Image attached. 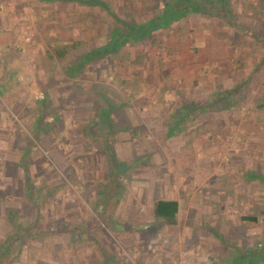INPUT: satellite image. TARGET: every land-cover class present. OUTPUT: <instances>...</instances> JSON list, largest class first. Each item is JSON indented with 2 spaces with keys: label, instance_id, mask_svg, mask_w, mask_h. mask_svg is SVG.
<instances>
[{
  "label": "rangeland",
  "instance_id": "1",
  "mask_svg": "<svg viewBox=\"0 0 264 264\" xmlns=\"http://www.w3.org/2000/svg\"><path fill=\"white\" fill-rule=\"evenodd\" d=\"M112 2L115 4L117 12H121L119 8H121L123 2L121 0H113ZM4 9L2 10L0 5V16L4 14ZM211 10L214 13L218 12L216 6L214 7L213 5ZM19 13L18 8L14 9V11L11 9L5 12L10 19L8 20L9 26L14 27V30L17 31L15 32L17 36L16 43L21 41L38 42L41 33L35 32L33 22ZM238 17L239 24L242 22L245 24L246 27H243L245 30L240 31V27H235L240 32L234 35L233 27H231V34L229 35L233 36V38H225L222 41V48L201 50L198 44H191L193 35L196 34L194 32L196 28H198V33L201 32L203 36H207L203 43L206 40L213 39L210 34H206L203 31L204 28L202 26L201 28L198 27L199 23L210 24V17L206 14L200 17H192L194 25L192 24L193 26L191 25L190 28L193 31H187L182 37L180 31L185 29L179 30L175 28L176 33L174 34L159 30L148 37L147 40L129 45L128 52L137 61L135 63L133 60V63L138 65L141 59L148 57V53L145 51L146 46L164 37L163 40L166 47L163 45V54L158 53V58L161 60L165 59L167 64H170V58L167 54L173 52V58L181 59L183 57L185 58L184 63L187 59L193 63L192 67L188 66L185 71L188 78L184 75L183 83L176 82L175 84L174 80H166L167 72L158 73L154 72V70H148L147 73L146 69V73L143 76L142 72H144V69H138V66L137 69H133L137 76L131 78L128 75L132 69H126V66L120 64L112 67L109 59L105 58V61L102 60L99 63V66L102 67L100 68L101 73H99L109 77L107 83L99 86L94 85L95 82L92 83L91 79L98 72L95 68L87 71L88 75L91 74V77H86L85 81L86 83L91 82L89 89L92 94L90 104L84 103L85 99L83 95H80L83 90L78 84L71 92H65L62 89L58 90V92L56 91L57 100L54 99V104L58 107L56 108L58 111L55 112V116L60 115L61 120L65 117L67 122L62 125L58 121L55 122L53 128L45 129L44 135L48 134L46 138L33 137L28 122L27 124L22 123L27 116L36 117V101L40 98L38 95L41 94V86L38 89L37 82H35V87L33 88V90L37 89V93H29L31 99L28 96V104H23L24 106H29L26 109L21 108L18 103L20 99L15 96V91L21 88H14L12 96L8 98L4 97L3 94L0 95L3 102L5 101L8 108L11 109L10 114L7 112L2 113V116L6 117L7 127L2 126L5 121L0 127V133L11 134L10 140L0 141V173L5 171L10 174L3 180L0 177V197L10 196L0 202V205L2 203V208L0 209L2 210L0 212V240L7 234L9 227L5 225L2 219L6 209L17 210L19 212L17 221L21 222L22 218L26 226L35 223L36 217L39 218L37 231L45 236L41 240L29 241L28 244L22 246L12 264H102L103 258L99 248L106 250L112 256L110 259L111 264H117V262L119 264H146L153 259L151 256L167 251L169 254L167 257H170L165 264H221L224 259L228 260L230 255L234 253L236 246L244 245L245 247L246 245L249 246L262 241L264 236V218L260 219L258 226L245 225L241 228L239 225L242 214H250L253 211V205L261 201L264 202V185L257 181L249 182L244 177V173L254 169L253 167L256 163L255 170L260 169L261 172H264L263 134H260L254 127L255 131L253 132V129L250 130L249 135L251 136L250 138L248 136V140H246L244 136H247V134L243 133V127L249 124L247 123L248 121L254 122V117L256 116L253 113L255 109V103L253 102L255 97L253 95L249 96L247 100L238 99V102H236V106L244 103L245 107L249 109L244 108L240 111L233 109V111L221 112L216 115V118L211 117L210 114H202L199 121L210 120V126L198 130L200 131L199 134L202 131L204 134L207 132L211 133V124H213L214 128L217 120L220 121L219 124L222 127L218 130L220 135L219 139H216L218 140L217 143L210 142L209 139L212 138L207 135V137H204V142L195 147L200 152L194 154L193 158L197 157L199 160H192L191 158L190 160L181 161L177 158L165 162L166 157L163 154L170 149V145L163 141L164 145L169 146L168 150L162 154L158 152V149L163 150V145L158 142L159 147H157L155 143L160 132L163 136L165 132L163 129L145 130L144 134L139 137L131 138L130 132L121 133L123 135L118 134L115 131L117 125L113 126L114 128H108L107 125L102 126V124L94 126V121L90 118H95L98 115H95L96 108L104 107L100 93L104 94L106 92V97L114 102L113 108L120 109L124 105H126L125 108L137 106L139 108L143 105V102L145 104L142 112L148 106L147 100H149V97L146 96L152 94L159 84L160 86H166L163 89L164 94L166 92L169 93V96L165 98V102H162V105L163 103L166 105V109L168 106L170 107L172 95L174 94L175 96V92L177 93L174 102L175 106H182L194 101L197 98V91L200 92L202 90L197 80L196 84L194 83L195 78L202 79L214 76L213 71L215 68L211 62H215L217 60L216 57L222 56L226 58L227 64L225 66L227 65L229 69L231 68L230 70H234L240 66L237 63V57L241 54V49H243L241 46L244 43L247 44L249 42L248 44L256 48L257 44L264 47V31L262 32L263 37L261 35L258 36L259 32L257 33L255 30H258L257 28L259 27L253 28L255 23L251 25L250 20L245 19V16L239 15ZM24 24L26 27L21 28L20 25ZM89 24L91 23L87 22L83 26L90 27L91 25ZM186 34L188 44L184 47V51L181 52L182 48L175 51V44H179L177 42L180 39L182 43ZM70 36L71 40H84L82 32L80 35L76 30ZM237 37L239 38L236 39ZM45 38H47L46 35H44L43 39ZM89 38L90 40L88 39L89 41H87L89 45L93 43L101 46L102 42L106 40L103 37L96 38V40H92L90 36ZM235 39L237 43H235ZM230 45L233 50H231ZM124 50L123 52H125ZM247 50L249 51V48ZM247 50L246 52H248ZM24 51L21 49V56L18 52V56H16L15 52H3L0 49V73L6 72L13 76L10 81L5 82L12 85V87H14L13 82L18 77L19 72L22 75L30 76L32 74L34 76L39 71L46 75L50 68V60L46 57V50L43 55L39 54V51L36 54L32 51L29 52V50ZM262 51H264L263 48ZM166 56L167 58H165ZM112 57L114 61L119 60V55ZM4 58H9L12 62H3ZM18 58H21V62L23 60L25 63H19L16 60ZM131 59H127L125 65H129L132 62ZM37 62H39V65ZM173 73H175L174 70L171 71V76H173ZM148 74L153 76L151 75L150 78ZM154 74L159 75V79L155 78ZM126 80H136L135 83L138 86L131 87V83L130 85H125ZM131 90H133L134 94H132ZM144 96L146 99H143ZM139 97L141 98L139 99ZM47 108L52 107L47 106ZM65 108L67 109L66 112H64ZM79 108H92V112H87L88 114L85 113L83 116L78 111ZM166 109L163 110V114H160L161 116L164 115L165 117H162L165 119H167L169 114ZM111 113L112 120L116 121V111L112 109ZM123 113L126 118L130 116L128 112L123 110L121 113L122 117ZM50 115L52 114L49 113L46 116L50 117ZM89 120H92L90 124ZM125 121L123 119L122 123H125ZM42 122L45 123V118ZM91 130L92 132L95 131L93 138L88 137ZM233 130L237 134L235 139L231 138L233 137V134H231ZM28 135H31L33 139V147L29 154V164H31L29 172L35 185L39 188H44L45 186L58 187L60 190L54 197H47L43 191V196H39L41 202L39 213L32 204L28 206V199L21 192L25 185L26 174L22 170H14L15 161L7 158L8 156L15 159L21 158L28 147V141L32 140ZM0 140H2V137ZM108 147L113 152L115 150L114 155L118 161L131 165L132 170L139 169H137L138 171L131 179H128L129 177H119L122 190L121 188L117 190L121 193L120 195L124 193L123 196L128 192L125 200L128 199L129 204L131 201H134L137 205L139 204L143 208L139 213L145 214V216L148 214L146 217H149L153 201L171 197L172 192L175 193H173V196L176 197L180 186H185L188 191L181 195L185 194L183 200L190 202V213L188 208L186 211L183 210L182 218L187 224L182 223V226L178 225L176 227L155 226L157 233L154 234L151 232L132 233L129 229L130 226L126 225L124 226V230L128 231L126 233L123 232L124 230L120 231L117 228L116 222L119 219H112L114 224L101 219V214L99 213L101 204H105L108 207L106 212L110 211L115 218L119 217L116 216L118 212H115L117 211L115 209L117 207V190L113 191V186L109 185V179L112 176V159L107 150ZM189 157L192 156L189 155ZM253 158L255 161H253ZM147 164L149 167H145ZM195 167H197V170L192 169ZM181 173L184 175H181ZM3 185H6L7 188L5 187L4 189ZM148 186H154L153 193L148 192ZM244 201L246 203H243ZM183 204L186 205L185 202ZM190 219L195 222L191 224L192 226L189 225ZM197 222H199V226L195 225ZM203 223L205 224L203 225ZM200 226L201 228H199ZM205 226L218 230L217 233L221 239L223 238L225 245L216 243L213 239V237H216ZM189 227H191L190 230ZM12 228L10 226L9 234L16 232ZM193 232V236L198 239V241H195L196 243L191 239V233ZM29 245L33 249L30 250ZM181 247L184 250L180 255ZM202 247H205V249L201 250L200 254L199 252L194 253L195 255L193 254V250H200ZM157 258L158 263L163 264V256L160 255ZM219 259H221L220 263H218Z\"/></svg>",
  "mask_w": 264,
  "mask_h": 264
},
{
  "label": "crops",
  "instance_id": "2",
  "mask_svg": "<svg viewBox=\"0 0 264 264\" xmlns=\"http://www.w3.org/2000/svg\"><path fill=\"white\" fill-rule=\"evenodd\" d=\"M32 1L34 0H0V5H1L2 10L3 8H5L3 12L4 14L0 16V49L3 52L12 51L16 53V56H18V53L21 56V49H23V51L29 50V52L32 51L35 54L36 52L39 51V54L43 55V53H45V50L47 51L49 50V48L64 47L72 43L73 42L72 40L74 39L71 40L70 35L74 33L75 30L78 33H80V35L82 32L84 41L87 42L90 40L89 36L91 37L90 30L92 29V26L90 27L83 26V24L87 22L86 20L82 19L88 13V10H87L88 8L86 6L74 0L70 2L69 0H35L36 2H32ZM149 1L153 2V0H149ZM212 1H214L213 6L214 7L216 6V8L218 9V12L217 13L213 12L211 16L206 14L210 17V20H211L210 24H207V23L200 24L199 23L198 27L201 28L202 26V28H204L203 31H205L206 34H210V37L213 39L206 40V42L204 41L203 43V40L206 39L207 36H203V33L201 32L198 33V28H196L194 30L196 34L193 35L191 44H198L201 50L202 49L210 50V48L213 49V48H220V47L222 48L223 47L222 41L225 38H229V39L233 38V36L229 35L231 34V29H232L231 27H233L234 35L235 33H239L240 31L245 30L243 29V27H246L245 24L243 22L239 24V17H238L239 15L243 17L245 16L246 17L245 19L250 20L251 25L255 23L254 27L253 26L252 27L254 29L259 27L257 28L259 31L258 30H255V31L257 33L259 32L258 36L260 35L262 36V32L264 31V0H212ZM121 2H123L122 4L124 5V0H121ZM128 2L129 4H126L127 6L129 5H131V7L135 6V8L138 11V14L139 15L143 14L140 0H128ZM144 3L146 5L147 3L146 0H144ZM16 8H18V12H20L19 13L20 15L25 16V18H28L33 22V27L35 29V32L41 33L40 38H39L40 40L38 42L37 41H34V42L21 41V42L16 43L17 36L15 32L17 31L14 30L15 29L14 27L9 26L10 23H8L9 22L8 20L10 19L7 17L6 15L7 13L5 14L7 10L13 9L14 11V9ZM221 10H223L224 12L222 11L223 12L222 13ZM199 15L200 16L205 15V13H202V12L191 13L187 18H184L180 22H177L171 25L170 26L171 28L169 27L170 32H167V30L165 31L167 33L174 34L176 33L175 28H178L179 30L185 29L184 31H180L181 37H182V35H184L187 31L189 32L193 31L190 28L192 24L194 25V21H192V17H195V16L200 17ZM224 15L228 19L222 18ZM237 18H238V21H237ZM20 26L21 28L26 27L25 24L20 25ZM235 27H240L239 28L240 31L238 29H235ZM85 32H86V35H85ZM44 35H46L47 38L43 39ZM186 36L187 34L184 36L182 43H181L182 40L180 39L178 40L179 42H177L179 44H175V47H174L175 51L181 50V48H182L181 52L184 51V47L188 44L187 43L188 37ZM163 38L159 39L158 41L149 43L148 46H146L145 51H147L148 57L146 59L145 58L141 59L138 65L135 64L132 66V68L131 66L126 65V69H132L131 73L128 76H131V78L133 77L135 78V76H137V73L134 72L133 69H137V66H138L139 67L138 69H144V72H142L143 76L146 73V69H147V73H148V70L149 71L154 70V72H158V73L167 72L166 80H169V81L174 80L175 84L176 82L183 83L184 75H186L185 71L188 69V66L192 67L191 65L193 63H191L189 59H187L184 63L183 61L185 60V58L183 57L181 59H177L176 57L173 58L172 57L173 52L167 54L170 58L169 59L170 64H167L165 59L161 60L160 58H158V53L163 54L162 53L163 45L166 47V44ZM238 38L239 37H237L236 39ZM236 39H235V43H237ZM51 40H53L52 44L49 45ZM107 42L108 41L106 39L105 42H102L101 46L107 44ZM248 43L249 42H247V44L244 43L241 46V48L243 49H241V52H240L241 54H239V56L237 57V63L240 65L238 66V68H235L234 70H230L231 68L229 69L227 65L225 66V64H227L226 58L219 56V57H216L217 62L216 61L211 62L215 68V70L213 69L214 76H211V77L208 76L207 78L205 77L202 79H198L197 77L196 78L194 77L195 78L194 83L196 84V80H197L198 83H200L202 90L200 92L197 91L198 93L197 98L194 101L189 102L188 104H185L182 106H175L174 102H175V96L177 94L175 92V96L174 94L172 95V102L170 103V107L168 106L166 109L165 108L166 105L163 103V105H165L163 106L162 102H165V98L169 96V93L166 92L164 94L163 89L166 86H160L159 84V86L156 87L157 89L152 94H150L149 96H146V97H149V100H147L148 102L147 108L143 109L144 112H142V108L145 104L143 102H142L143 105H141V107L139 108L138 106L125 108L126 105L122 106L120 109L113 108V110L116 111L117 113L116 121L113 120L114 126L117 125V128L115 131L120 135H123L121 133H124V132L125 133L130 132L131 138H135V137L137 138L140 135L144 134L145 130L152 131V130L163 129L165 130L163 136H162V133L160 132L158 140H156L155 143L157 147H159V144L163 145L164 147L163 150L162 149L159 150L157 148L158 152L162 154L168 150L167 148L170 145L169 147L170 149L163 154L165 155L164 157H166L165 162L169 160L172 161V159H177V158H179L181 161L190 160L191 158L192 160H199L197 157L193 158L194 154H198L200 152V150L196 149L195 147L198 145H201L204 142V139H205L204 137H207V135L211 136L212 138V139H209L210 142L217 143L218 140L216 139H219V135H220V133L217 131L222 127L219 124L220 121L217 120L214 128H213V124H211V127H212L211 133L207 132L204 134L202 131L201 134H199L200 131L198 130L200 129L202 130L203 128L210 126L209 125L210 120L208 121L200 120L199 121V118L202 116V114L204 115L210 114L211 117L213 116L216 118V115L220 114L221 112H225V111L229 112V111H233V109H238L240 111L248 107H245L244 103L240 105L237 104L236 106V102H238V99L247 100L249 96L253 95V97H255V99L253 100V102L255 103L254 104L255 109L253 110V113L256 116L254 117V122L248 121L247 123L249 124L243 127V130H244L243 133L247 134V136L245 135L244 137L246 140H248V136L249 138L251 136L249 135L250 130L253 129V132H254L255 128L260 134H263V137H264V132H263L264 131V51H262V48L264 49V47H261L259 44H257L258 46L256 48V47H253V45L248 44ZM230 47H231V50H233L231 45ZM248 48H249V51L247 50ZM246 50L248 52H246ZM252 50H254V52H252ZM245 53L246 55H244ZM165 58H167V56ZM16 60L19 61V63H22V64L25 63L23 62V60L21 62V58H18ZM4 61L12 62V60L9 58H4L3 62ZM69 62H72L71 58L69 57L64 58V59L55 58L52 61L50 60L49 62L50 68L47 71L46 75L43 72L42 74L39 71L34 76L32 74L30 76H27L26 74L22 75V73L19 72L18 77L13 82L14 87H12V85H9L8 83H5L7 81H10L13 76L11 74L10 75L7 74L6 72L0 73V95L3 94L4 97L8 98L12 96L14 88L15 89L21 88L20 90L15 91V96L20 99L18 100V103L21 105V108L23 109L24 108L26 109V107H29V106L23 105L27 103L28 96L31 99V96L29 95V93H34V92L37 93V89L33 90V88L35 87V82H37L38 84V89H39V86H41L40 87L41 94L38 95L40 98H38V100L36 101L37 103L36 117L27 116L22 122L23 124L25 123L27 124L28 122V124L31 127L30 129L32 131L31 134L33 135V137L46 138V135L48 134L44 135L45 129L53 128L55 122H58V121L62 125H64V123L67 122L65 117H63L61 120L60 115L55 116L56 115L55 112L58 111V109H56L58 107L55 106L54 104L55 102L54 99L57 100L56 91L58 92V90L62 89V90H65V92H71L75 88L76 84H78L80 88L82 87L81 90H83L82 93H80V95H83V98L85 99L84 103H89V104L91 103L92 94L90 93V90H89L91 87V82L90 83L85 82L86 77H91V74L88 75L87 73H83L80 76L79 75L76 76V74H73L72 72L69 71V69H67ZM134 62L137 63L136 59H134ZM34 63L36 64V62ZM37 64L39 65V62H37ZM250 65H252V67H250ZM172 70L175 71V73H173V76H171ZM148 75L151 78L152 74L151 75L148 74ZM154 77L159 79V75L154 74ZM203 77H204V74H203ZM108 78L109 77L108 76L105 77L104 74L100 75L98 73H95L92 76L91 80H92V83L94 82L97 83V81H99L102 84H104L109 81ZM137 80H138V77H137ZM25 88L27 91L25 90ZM146 97L144 96L143 99H146ZM198 97H199V100H198ZM140 98L141 97H139V99ZM223 101L225 104L223 103ZM47 106L52 107V108H47ZM164 109H166V112L169 113L167 119L163 118L165 117L164 115H162L163 117L160 115V114H163ZM123 110H125V112H128L130 116L126 118L123 113V117H122L121 113ZM66 111L67 109L65 108L64 112ZM78 111L81 112L80 114L84 116V114L87 112L91 113L92 108H89V109L79 108ZM5 112L10 114L11 109L8 108V105L6 104V102L5 101L3 102V100L0 97V127H1V124L6 120V117L2 116V113L4 114ZM49 113L52 115H50V117L46 116L47 114L49 115ZM186 113L187 115H189V117L186 116L184 119L180 121L175 119L176 116L180 117L182 116V114H186ZM44 118H45V123L42 122ZM123 119L126 120L125 123H122ZM2 126L3 127L5 126V128L7 127L6 121L2 124ZM231 134H233V137L231 138L235 139V136L237 135L235 134V130H233ZM10 135H11L10 133L9 135H7L6 133H0V138L2 137V140L0 141H4L8 139L10 140L11 139ZM28 136L32 139L31 135H28ZM88 137H91L90 134H88ZM163 141L169 145H164ZM232 142L233 141L231 139V143ZM189 155L192 157H189ZM137 156L139 157V155ZM7 158H11V160L15 161L14 162L15 165L19 164L18 162L20 161L19 157L18 159H15L9 156ZM145 167H149L148 164ZM137 169L136 170L131 169L129 171L128 175L130 176L129 177L130 179L135 176L136 171L139 170ZM192 169L197 170V167L192 168ZM8 175L10 174L5 171L3 173L1 172L0 173L1 180L6 178ZM181 175H184V174L181 173ZM249 182L253 183V181H249ZM6 185H3L2 187L5 189ZM153 189H154V186L152 187L148 186V192L153 193L154 192ZM186 191L188 190L185 186L184 187L180 186L179 190L177 191L178 196L176 197L173 196L174 192H172L171 197L161 198V199H157L153 201L154 203L152 207H150L151 214L149 217H146L148 214H146L145 216V214L143 215L139 213V211L143 209L141 208V206H139V204L137 205V203H135L134 201H131L129 204L128 199L125 200L127 196L126 194L128 192L124 196H123L124 193L122 195L117 194V202H116L117 207H115L117 211L115 212H118L116 216H119V217L115 218L112 212L110 211L106 212L108 207H106L105 204H101V208H99V211H100L99 213L101 214L100 218L104 219L110 224H114L112 222L113 221L112 219H119V221L116 222V224H117V228H119L120 231L124 230V226L128 225L130 226L129 229L131 230L132 233H140V230H143L141 232H148V233L151 232L154 234V233H157V230L155 229V226L157 225V224L155 225V204L160 200H166V201L172 200V201H176L179 205V213L177 215L176 224L174 226L175 227L178 225L182 226V223L187 224L186 221H184V219L182 218L183 210L186 211V209L188 208V211L190 213V210H189L190 202L188 200H183L185 198L184 197L185 194L181 195ZM21 192L24 193V187H23V190L21 189ZM7 197H10V196L7 195V196L0 197V202L6 200ZM183 202H185L186 205H184ZM243 203H246V202L244 201ZM1 208H2V203L0 205V209ZM0 212H2V210H0ZM189 222H190L189 223L190 226H192L191 224L195 223L192 220ZM204 224L205 223H203V225ZM195 225L199 226V222H197V224ZM190 228L191 227H189V230ZM199 228H201V226ZM205 228L208 229L211 233H213V235L216 237V238L213 237L216 243L218 244L223 243V245H225V243L223 242V238L221 239L217 233L218 230L207 228L206 226ZM123 232L127 233L128 231L124 230ZM191 234H192L191 239L194 240L193 242L198 241L197 237L193 236L194 232ZM203 249H205V247L200 248V250L195 249L192 252L193 254L197 252H199L200 254V251ZM183 250L184 248L181 247L180 252H179L180 255L182 254L181 252H183ZM160 255L163 256L162 261H163V264H165L167 259H169L170 257V256L167 257L169 255L168 251L165 253L159 252L158 254L151 256L153 259L150 258L152 259L151 262H148L146 264H161V263H158L157 261L158 259L157 257H159ZM226 260L227 259H224V262ZM220 261L221 259H219L218 263H220ZM221 264H223V262H221Z\"/></svg>",
  "mask_w": 264,
  "mask_h": 264
},
{
  "label": "trees",
  "instance_id": "3",
  "mask_svg": "<svg viewBox=\"0 0 264 264\" xmlns=\"http://www.w3.org/2000/svg\"><path fill=\"white\" fill-rule=\"evenodd\" d=\"M70 1L72 0H69V2ZM74 1H78V3L88 8V13L82 19L91 23L92 29L90 31L92 40H96V38L101 37L108 39L107 44L103 46H98L96 44L94 45L93 43L89 45V43L85 42L84 40H72L73 42L69 45L64 47H52L46 51V57L51 61L55 58H71L72 62H69L67 69H69V71L73 74H76V76L87 73V71L93 68H95L98 74H100V68L102 67L99 66V63H101L102 60L105 61V58L109 59L112 67L117 64L126 66L125 63L127 59L132 58L128 52L130 44L144 41L159 30H167V32H170L171 25L180 22L184 18H187L191 13L202 12L211 16L213 13L211 7L214 2L212 0H153V2L146 0L147 3L145 5L144 0H140L143 14L139 15L135 6L131 7V5H126L129 4L128 0H124V5L121 4V8H119V11L121 12L119 13L116 10L115 4L112 2L113 0ZM222 18L226 19L227 17L224 15ZM52 41L53 40L50 41L49 45L52 44ZM123 50L125 52H123ZM116 55H119L118 61L113 60L112 56L115 57ZM133 60L134 59H132V62H130L129 66L135 65ZM133 81L126 80L125 85H130L131 83V87H135L137 85L135 83L136 80ZM94 85L99 86L102 85V83L97 81V83ZM126 89L128 88L126 87ZM131 91L133 93V90ZM106 95L107 92L104 94L100 93V96L104 102V107L96 108L95 115L98 114V117L96 116L95 118H90L94 121V126H97L98 124L100 126L102 124V126L107 125L108 128H112L114 123L112 120L111 109H113L114 102L113 100L108 99ZM187 113L182 114L180 117L176 116L175 119L180 121L186 116L189 117ZM89 134L93 138L95 131L92 132L91 130ZM107 139L108 138L106 137V140ZM32 147L33 139L28 141V147L21 156L19 164L13 165V167L14 170H22L24 171V174H26L24 195L28 199V206L29 204H32L35 208H37L36 210L39 213L41 209L39 196H43V191L44 194L46 193L47 197H54L60 190L58 187L45 186L44 188H39L35 185V182L33 181L29 172L31 165L29 164V154ZM107 150L112 159V176L111 179H109V185L113 186V191H116L117 189L121 188L119 177H130L128 173L132 169V166L125 162L118 161L110 147H108ZM253 161H255L254 158ZM256 164L253 167L254 169L250 170V172L244 173V177L246 180L257 181L264 185V172H261L260 169L255 170ZM40 190L42 191L40 192ZM117 194H121L119 193V190H117ZM253 206H256V208L253 207V211L250 214H242L240 217L239 225L241 228H243L245 225L258 226L260 219L264 218V202L261 201ZM178 213L179 205L176 201H158L155 204V225L157 224L156 226L165 227L174 226L176 224ZM18 216L19 212L17 210L7 209L2 218L5 222V225L9 227L7 234L2 240H0V264H12L14 258L17 257L16 255L22 246L28 244L29 241L31 242L35 240H41L43 237H45L43 233H39L37 231L39 218L36 217L35 223L26 226L24 225L22 218L21 222L17 221ZM10 226L16 231L15 233L13 232L12 234H9ZM141 231L143 230H140V232ZM29 246L30 250L33 249L31 245ZM99 250L103 258L102 264H111L110 259L112 256L102 248H99ZM117 264L119 263L117 262ZM223 264H264V236L262 241L258 243H253L249 246L246 245L245 247L244 245L236 246L234 253L230 255L228 260L225 262L223 261Z\"/></svg>",
  "mask_w": 264,
  "mask_h": 264
}]
</instances>
